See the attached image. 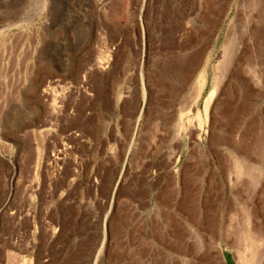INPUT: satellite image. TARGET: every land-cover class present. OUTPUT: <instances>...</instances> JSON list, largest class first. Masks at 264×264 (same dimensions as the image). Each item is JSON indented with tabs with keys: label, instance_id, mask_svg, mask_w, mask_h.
<instances>
[{
	"label": "rangeland",
	"instance_id": "rangeland-1",
	"mask_svg": "<svg viewBox=\"0 0 264 264\" xmlns=\"http://www.w3.org/2000/svg\"><path fill=\"white\" fill-rule=\"evenodd\" d=\"M263 24L264 0H0V264H264Z\"/></svg>",
	"mask_w": 264,
	"mask_h": 264
},
{
	"label": "bare ground",
	"instance_id": "bare-ground-1",
	"mask_svg": "<svg viewBox=\"0 0 264 264\" xmlns=\"http://www.w3.org/2000/svg\"><path fill=\"white\" fill-rule=\"evenodd\" d=\"M262 1V0H261ZM255 7V6H254ZM172 17V16H171ZM186 20V19H185ZM187 21V20H186ZM184 23H186V22H184ZM188 23H190V21L188 20ZM192 24V23H191ZM264 25V24H263ZM207 37H208V35H207ZM250 40H252V39H250ZM254 44V47H252V48H254V50H255V48L256 47H258V45L256 46V44H257V40L255 41V40H253L252 41V43H251V45H253ZM181 46V45H180ZM179 47V46H178ZM256 52V51H255ZM257 57V56H256ZM193 62H195V61H193ZM197 63H198V61H197ZM253 66V65H252ZM241 67V66H240ZM188 69V68H187ZM192 69V68H191ZM250 70V69H249ZM190 71V70H189ZM188 71V72H189ZM197 72H199V68H198V66H197V64H196V66L194 67V71L192 72V73H190V76H192L193 77V75L195 74V73H197ZM186 74V73H185ZM180 77H182V76H180ZM186 77V76H185ZM207 75H206V72L204 71V72H199V73H197V74H195V80L193 81V85H195V87H194V89L196 90V95H195V99H194V104L198 101V99L200 98V96H201V93H202V91H203V88H204V86H205V84H206V81H207ZM226 76H222V78L220 79V81H218V82H222L223 81V78H225ZM188 79V78H187ZM184 80V79H183ZM186 81V80H185ZM184 81V83H186ZM174 83V82H173ZM183 84V82H182V80H179L176 84ZM189 83V82H188ZM175 84V83H174ZM187 84V83H186ZM219 85V84H218ZM179 87H181V86H179ZM173 88H176V87H174L173 86ZM181 88H183V87H181ZM170 89H171V87H170ZM179 91V90H178ZM215 89H213L212 91H211V93H210V95H209V97H208V101H209V103L213 100V98H214V94H215ZM177 92V91H176ZM209 103L207 104V106H209ZM164 106H165V104H164ZM162 110L164 109V108H161ZM166 111H167V109H165ZM164 113V112H163ZM160 114V113H159ZM181 120H182V117L180 118ZM183 126V123L181 124V127ZM262 155V154H261ZM244 159H246V158H244ZM223 162V161H222ZM253 162V161H252ZM226 164V163H225ZM252 171V170H251ZM261 175V174H260ZM263 176L262 177H264V173L262 174ZM263 180V179H262ZM262 180H257V181H255L254 183H253V186L250 188V189H247V187H245L244 188V186H243V188L244 189H246V191H247V193L245 194V196H244V201H243V203H246V202H248L249 204H251V208H247L246 209V215L248 216V217H254V216H257V221H255V223H253L250 227H249V229H250V236H251V239H252V243H250L251 245L255 242L256 244L257 243H263V245H264V223L262 222V220H259V217H261V216H264V188L263 189H260L259 188V185L261 184V182H262ZM263 183V182H262ZM196 184V183H195ZM245 185V184H244ZM239 192V191H238ZM244 194V193H243ZM235 195V194H234ZM228 202V201H227ZM191 204H193V203H191ZM248 204V205H249ZM227 205H228V203H227ZM248 205H246L247 207H248ZM246 206H245V208H246ZM227 207H229V206H227ZM231 207V206H230ZM199 207H198V205L196 206H193V212H196V211H198L199 209H198ZM208 208V207H207ZM188 209V208H187ZM229 209V208H228ZM231 210L232 209H230V213H231ZM212 211V210H211ZM199 212V211H198ZM212 212H214V210L212 211ZM205 213H207V212H205ZM228 213V215H229V211L227 212ZM189 214V213H188ZM214 214V213H213ZM216 214H217V212H216ZM226 214V213H225ZM232 214V213H231ZM227 215V214H226ZM220 216V215H219ZM218 216V217H219ZM195 217V216H194ZM196 217H198V216H196ZM195 217V218H196ZM203 217V216H202ZM217 217V218H218ZM221 217H223V214H222V216ZM169 218V217H168ZM220 218V217H219ZM218 218V219H219ZM225 218H227V216H225ZM224 217H223V220L225 219ZM175 219V218H174ZM197 219V218H196ZM200 219V218H199ZM203 219V218H202ZM215 219L216 218H214V216L212 215V213L210 212V210L208 211V213H207V220L205 221V222H203L202 220H200L201 221V224L203 225V227H204V229H205V231H204V233L206 232V240L205 241H203V242H206L207 244H208V246L209 245H214L215 246V239L213 238L214 237V233H215V229H216V226H217V224H216V221H215ZM179 220V219H178ZM198 221V220H197ZM226 222V223H225ZM169 223V222H168ZM173 223H175V222H173ZM180 223V222H179ZM197 223H199V222H197ZM221 223V222H220ZM222 223L224 224L225 223V228L229 231L230 230V228H229V226L231 225V224H229V225H227L228 224V220H225L224 222L222 221ZM183 224V223H182ZM169 226V225H168ZM174 226V225H173ZM222 226H224V225H222ZM182 227H183V225H182ZM218 227H219V224H218ZM222 228H224V227H222ZM224 228V229H225ZM198 230H199V228H198ZM227 230H226V233H227ZM245 231H246V229H245ZM169 232V231H168ZM174 232V231H173ZM202 232V231H201ZM182 233H184V232H182ZM213 233V234H212ZM216 233H217V231H216ZM213 236H212V235ZM177 235V234H176ZM184 235V234H183ZM182 235V236H183ZM202 235V234H201ZM185 236V235H184ZM195 236V235H194ZM203 236L205 237V235L203 234ZM218 236V235H217ZM221 236V235H220ZM246 236H247V234H246ZM245 236V238H247ZM249 236V237H250ZM164 237V236H163ZM169 237V236H168ZM177 237H179V236H177ZM196 237V236H195ZM201 238H202V236H200ZM221 237H223V236H221ZM176 238V237H175ZM181 238V237H180ZM201 238H199V239H196V241L198 240L201 244L203 243V242H201ZM170 239V238H169ZM248 239V238H247ZM250 239V238H249ZM180 240V239H179ZM184 240V239H183ZM191 240V239H190ZM225 241H227V239L225 238ZM243 241V240H242ZM251 241V240H250ZM190 242H192V241H190ZM197 243V242H196ZM205 244V243H204ZM206 244V245H207ZM178 245V244H177ZM180 245V244H179ZM178 245V246H179ZM185 245V244H184ZM230 245V244H229ZM233 245V244H232ZM258 245H260V244H258ZM193 246H197L198 247V244L197 245H193ZM205 246V245H204ZM169 247V246H168ZM210 247V246H209ZM216 247H219L218 246V244H217V246ZM184 248H185V246H184ZM259 248V247H258ZM189 249V248H188ZM196 249H198V248H196ZM208 249V248H207ZM213 249V248H212ZM172 250V249H171ZM192 250H194V247H192V249H191V251ZM211 250V248L209 249V251ZM264 251V250H263ZM215 252V251H214ZM219 252V251H218ZM206 253V252H205ZM211 253H213V252H211ZM216 253V252H215ZM220 253V252H219ZM195 254V253H194ZM208 254V253H207ZM212 255V254H211ZM210 256V255H209ZM212 257V256H211ZM261 257V256H260ZM209 258V257H208ZM193 259H194V257H193ZM206 259H207V257H206ZM211 259V258H210ZM209 259V260H210ZM215 259V257L213 258V260ZM218 259V258H217ZM208 260V259H207ZM212 260V261H213ZM216 260V259H215ZM260 260H263V259H260ZM256 261V260H255ZM262 262V261H261ZM196 263V262H195ZM207 263V262H206ZM198 264V263H197ZM204 264H205V262H204ZM253 264V263H252ZM255 264V263H254Z\"/></svg>",
	"mask_w": 264,
	"mask_h": 264
}]
</instances>
